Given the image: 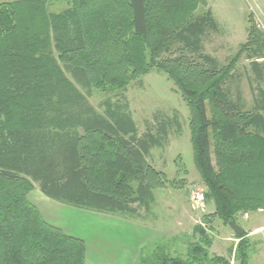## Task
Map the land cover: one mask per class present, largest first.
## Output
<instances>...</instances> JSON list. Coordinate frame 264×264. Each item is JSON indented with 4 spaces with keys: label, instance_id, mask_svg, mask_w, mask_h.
I'll use <instances>...</instances> for the list:
<instances>
[{
    "label": "trees",
    "instance_id": "obj_1",
    "mask_svg": "<svg viewBox=\"0 0 264 264\" xmlns=\"http://www.w3.org/2000/svg\"><path fill=\"white\" fill-rule=\"evenodd\" d=\"M47 3H0V264H85V242L29 200L33 183L77 208L122 217L139 216L134 204L148 210L166 179L147 157L172 124L179 130L177 117L140 136L128 112L108 100L100 111L89 98L154 69L188 108L193 163L212 205L202 222L230 228L238 214L264 210V90L248 105L232 89L240 54L222 65L205 52L219 29L211 8L197 10L205 0H65L58 13ZM248 34L245 56L263 81L264 32L250 24ZM200 226L183 254L159 246L138 264H229L211 254ZM235 237L236 264H249L246 233Z\"/></svg>",
    "mask_w": 264,
    "mask_h": 264
},
{
    "label": "rangeland",
    "instance_id": "obj_2",
    "mask_svg": "<svg viewBox=\"0 0 264 264\" xmlns=\"http://www.w3.org/2000/svg\"><path fill=\"white\" fill-rule=\"evenodd\" d=\"M64 8L65 0H48L49 12L58 13ZM206 8L213 11L219 29L207 35L205 52L222 65L229 64L240 54L232 89L238 88L245 102L251 105L258 88L264 90V80H255L252 60L245 56L250 47L247 46L248 27L255 24L264 32V0H205V4L199 5L197 10L200 12ZM89 99L100 111L104 110L106 106L103 103L108 100L128 112L140 136L149 131L155 133L159 121L177 117L179 130L176 131L172 124L163 145L152 148L147 157L156 171L164 173L166 180L160 188L154 189L147 211L134 204L139 215L136 217L104 214L57 202L45 196L37 183H33L29 200L38 207L47 222L85 242V264H138L141 258L150 256L154 251L151 250L154 247L143 240L147 234L152 241L161 236L159 242L162 245L155 248L160 246L172 255L183 254L187 244L198 238L194 227L204 214L211 211L212 206L206 200L207 209L200 214L190 206L192 185L205 192L207 189L193 163L189 112L176 87L163 73L154 69L139 80L130 82L125 90L103 92L94 89ZM237 222L244 228L250 243L249 264H264V211L240 213ZM203 228L213 239L212 245L213 242L219 245L221 239L226 244L232 241L226 249H215L211 245L210 252L227 257L229 264H236L234 252L239 239L233 230L217 218L211 225L205 223ZM259 228H262L261 231H257ZM225 237L231 241H225Z\"/></svg>",
    "mask_w": 264,
    "mask_h": 264
},
{
    "label": "built area",
    "instance_id": "obj_3",
    "mask_svg": "<svg viewBox=\"0 0 264 264\" xmlns=\"http://www.w3.org/2000/svg\"><path fill=\"white\" fill-rule=\"evenodd\" d=\"M190 204L192 210L197 214L204 213L207 209L205 191L196 185H192L190 188ZM198 222L201 226L205 227L202 220H199ZM260 229L262 228L257 229V231ZM236 242H238V240Z\"/></svg>",
    "mask_w": 264,
    "mask_h": 264
},
{
    "label": "crops",
    "instance_id": "obj_4",
    "mask_svg": "<svg viewBox=\"0 0 264 264\" xmlns=\"http://www.w3.org/2000/svg\"><path fill=\"white\" fill-rule=\"evenodd\" d=\"M13 1H19V0H0V3H2V2H13ZM210 206H212L211 204H210ZM38 208V207H37ZM210 209H212V207H210ZM209 209V207H208V210H210ZM40 211V210H39ZM264 210L263 209H258L256 212H263ZM208 212V211H207ZM149 236L150 235H146L145 236V239L143 238V240H145L147 243V245H152L151 247H154L153 249H151V250H154L155 249V247L156 246H158L159 244H161L159 241H160V238H161V236H160V238H159V236H158V238L157 237H155L156 239L155 240H150V238H149ZM148 237V238H147ZM225 241H228V242H230L231 240H230V238H226L225 237V239H224ZM223 241V239H221V242H219V245L218 244H216L215 242H213V245H212V248H214V246H215V249H220V248H223V249H226V248H228L229 246H231L232 245V241H231V243L230 244H226V243H223L222 242ZM162 245V244H161ZM212 250V249H211ZM153 252V251H152ZM151 252V253H152ZM219 255H221V254H219Z\"/></svg>",
    "mask_w": 264,
    "mask_h": 264
},
{
    "label": "water",
    "instance_id": "obj_5",
    "mask_svg": "<svg viewBox=\"0 0 264 264\" xmlns=\"http://www.w3.org/2000/svg\"><path fill=\"white\" fill-rule=\"evenodd\" d=\"M229 225L236 235H242L245 233L244 228L237 224L236 221L232 220Z\"/></svg>",
    "mask_w": 264,
    "mask_h": 264
}]
</instances>
